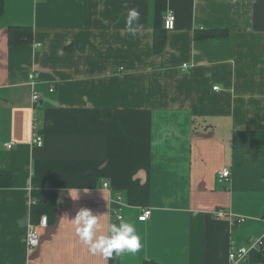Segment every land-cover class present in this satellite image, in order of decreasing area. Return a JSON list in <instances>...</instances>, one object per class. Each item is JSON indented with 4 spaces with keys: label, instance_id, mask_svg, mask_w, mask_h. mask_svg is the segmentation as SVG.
Returning <instances> with one entry per match:
<instances>
[{
    "label": "crops",
    "instance_id": "0c3cea01",
    "mask_svg": "<svg viewBox=\"0 0 264 264\" xmlns=\"http://www.w3.org/2000/svg\"><path fill=\"white\" fill-rule=\"evenodd\" d=\"M4 3L0 170L13 177L0 187V264H231L232 249L264 235V0ZM169 12L175 28L155 53ZM13 25L32 26V42L10 46ZM206 30L220 33L196 37ZM34 119L42 147L31 142ZM39 189L57 193L47 226L32 217ZM82 207L99 215L98 234L121 214L140 250L92 254L72 220ZM237 264H264V251Z\"/></svg>",
    "mask_w": 264,
    "mask_h": 264
},
{
    "label": "clouds",
    "instance_id": "9594fccd",
    "mask_svg": "<svg viewBox=\"0 0 264 264\" xmlns=\"http://www.w3.org/2000/svg\"><path fill=\"white\" fill-rule=\"evenodd\" d=\"M138 19V11L129 9L126 21L129 31L134 33V22L138 21ZM69 195L73 199H78L79 191L72 192L70 190ZM72 220L76 225V234L88 246L92 254L111 258L114 255L136 253L142 247V238L137 232L135 225L122 218H119V223L113 222L109 224L107 234H98L102 229L99 215L95 214L90 208H80Z\"/></svg>",
    "mask_w": 264,
    "mask_h": 264
},
{
    "label": "built area",
    "instance_id": "2783aa9c",
    "mask_svg": "<svg viewBox=\"0 0 264 264\" xmlns=\"http://www.w3.org/2000/svg\"><path fill=\"white\" fill-rule=\"evenodd\" d=\"M176 25V16L173 12H169L168 14L165 15L164 18V26L165 29L167 30H173L175 28ZM182 71L186 72L188 70L191 69V66L185 62L182 64L181 66ZM34 75L36 74H32L31 75V79H34ZM216 89H218V86L216 87ZM53 90V89H51ZM33 101L34 103H37L39 101V96L37 93H33ZM38 123V119H34V123H33V131H32V136H31V142L33 144V146H38V147H42L44 145V138L41 135L39 128L37 126ZM15 143L14 142H9L7 143V147H12ZM232 172L229 168H224L220 174H219V178L220 180H229L231 178ZM104 187H108V183L104 184ZM114 214L115 216L119 219L122 218V215L119 214L118 212H116L114 210ZM152 214V209L150 207L145 208L142 213L139 215V220L140 221H147ZM227 215V212L223 209H218L214 212V217L217 220H221L224 218V216ZM243 219V218H242ZM40 226H47L49 224V217L48 215L44 214L41 216L40 218ZM251 242V246L247 247V246H242L238 249H232L229 255L230 258V262L231 264H237L243 260H246L251 248L253 247H258L260 249H262L264 251V235L258 238H253L250 240ZM40 243V235L39 232L37 230V225L30 223L28 226V233H27V245L29 247H36L38 246Z\"/></svg>",
    "mask_w": 264,
    "mask_h": 264
},
{
    "label": "trees",
    "instance_id": "16d2710c",
    "mask_svg": "<svg viewBox=\"0 0 264 264\" xmlns=\"http://www.w3.org/2000/svg\"><path fill=\"white\" fill-rule=\"evenodd\" d=\"M4 0H0V15L4 11ZM218 30H206L199 31L196 37L205 38L219 34ZM34 30L32 26L28 25H13L8 30V42L10 46L21 45L24 43H30L33 40ZM167 29H163L155 32L154 37V51L160 53L166 44ZM12 173L6 170H0V187H11L12 185ZM37 201L33 203L37 204L33 206L32 217H40L43 213L51 214V210L57 207V193L53 190H36L33 193ZM47 214V215H48ZM48 215V217H49ZM33 219V218H32ZM37 219H35L36 221ZM34 221V219H33ZM157 264V263H154Z\"/></svg>",
    "mask_w": 264,
    "mask_h": 264
}]
</instances>
